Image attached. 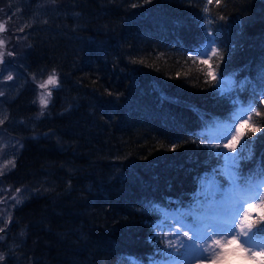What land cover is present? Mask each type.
Returning <instances> with one entry per match:
<instances>
[{
  "label": "trees",
  "instance_id": "obj_1",
  "mask_svg": "<svg viewBox=\"0 0 264 264\" xmlns=\"http://www.w3.org/2000/svg\"><path fill=\"white\" fill-rule=\"evenodd\" d=\"M0 24V39L17 41L12 57L25 77L16 83L53 70L60 78L43 115L37 83L0 97V130L22 142L0 185L24 196L0 223V264L165 257L163 210H186L198 178L223 165L209 155L210 127L243 105L264 129V0H0ZM206 25L223 56L210 61L217 77L239 70L245 90L214 95L207 66L193 62ZM259 168L264 140L239 174L258 181Z\"/></svg>",
  "mask_w": 264,
  "mask_h": 264
},
{
  "label": "snow or ice",
  "instance_id": "obj_2",
  "mask_svg": "<svg viewBox=\"0 0 264 264\" xmlns=\"http://www.w3.org/2000/svg\"><path fill=\"white\" fill-rule=\"evenodd\" d=\"M147 2L148 0H145V3ZM207 2L211 4L213 0ZM215 3L219 6L220 0H215ZM182 23L179 20L173 21L176 28L181 27ZM5 30L4 24H0V32ZM204 37L208 43L194 49L196 56L193 57V62L198 61L200 65L207 66L206 71L203 68L200 70L205 71L209 82L216 85L213 94L224 98L237 87L245 90L251 82L247 77L240 78L239 70L225 72L224 78L218 79L216 69L210 61L213 57L223 60V56L219 49L213 46L217 39L209 34L207 25L204 27ZM4 47L5 41L0 39V65H5V52L2 50ZM209 53L211 55H208ZM7 55L11 56L13 53L8 52ZM205 56L206 59L201 58ZM243 71L249 72L251 67ZM259 71L261 88L264 89V62H261ZM6 78L11 81L13 76L8 74ZM59 87L60 78L55 70L38 84V88L42 90L39 95L42 109L48 107L52 89ZM232 103L238 104L239 101L233 100ZM256 103L264 101L257 100ZM250 110L251 108H240L233 114V119L240 116L239 123L234 129L227 123H217L216 130L212 133L226 141L209 146L217 149L209 155L222 157L223 165L213 169L211 176L198 178L199 188L194 194V202L186 210L179 211L169 227V231L175 230L173 238L176 236L185 238L180 241L178 247L171 243L168 245L175 250L168 255L175 254L183 258L177 264H231L233 259H239L246 264H264V192H258L259 189H264V168L258 169L259 181H254L252 177L244 180L239 174L241 161H253L255 143L257 140H264V136L257 137L264 129L250 123L252 115H247L246 118L241 115ZM256 115L261 116L264 113L256 112ZM225 149L227 151H224ZM172 150H175V145ZM8 163L14 166V161ZM217 175L228 182L227 188L217 179ZM167 215L165 212V216ZM3 260V254H0V261Z\"/></svg>",
  "mask_w": 264,
  "mask_h": 264
},
{
  "label": "rangeland",
  "instance_id": "obj_3",
  "mask_svg": "<svg viewBox=\"0 0 264 264\" xmlns=\"http://www.w3.org/2000/svg\"><path fill=\"white\" fill-rule=\"evenodd\" d=\"M6 35L10 36V32H7ZM12 37V36H11ZM11 37L8 38V42H5V47L2 49L5 52L4 56V61L5 65H7V69L5 70V65H0V73H2V77H0V93H3L1 96L5 95V98L10 99L12 98L11 95H14L16 92H18V89L21 87H26V84L28 83H37V104L40 107L41 112L45 110L41 108L39 104V95L41 93V89L38 88V84L43 82L44 80L47 79V76L42 77V78H37L34 74L31 75V79L26 76V79L23 80V82H18L16 83V76L22 75L24 76V71L21 67H19V64L14 58L9 55H7L8 52H12L13 54L15 53L16 46L15 42L12 44ZM5 41V40H4ZM208 43V42H207ZM206 43V44H207ZM12 44V45H11ZM204 44V45H206ZM215 46V44L213 45ZM15 48V50H14ZM211 54V53H209ZM208 54V55H209ZM12 61V62H11ZM16 61V62H15ZM11 74L13 76V79L11 81L7 80V75ZM224 77H218V79H223ZM24 82L26 84H24ZM22 84V85H20ZM240 108L247 109L245 106L241 105ZM239 108V109H240ZM3 109L1 104H0V110ZM249 109V108H248ZM2 112V110H1ZM3 112L0 115V118L3 117ZM250 111L242 113L241 115L246 118L247 115H250ZM240 116H237L235 119L227 122L228 125H230L233 129L235 128L236 124L239 123ZM216 130V127H210L209 133H208V143L210 144H222L226 142L225 140L214 136L212 133H214ZM4 131L1 129L0 130V172H3V170L10 169L13 167L12 164H9L8 161H14L15 160V150L17 148H20L22 146V142L17 138V137H9L6 134L3 133ZM224 151H227L226 149ZM15 163V161H14ZM212 172L208 173L207 176H211ZM205 177V176H204ZM203 177V178H204ZM217 179L220 180L222 185L227 188L229 184H224L221 178L217 176ZM260 180V179H259ZM258 180V181H259ZM4 189V190H3ZM258 192H264V189H259ZM24 200L23 193L20 191L14 190L12 191L11 188H2L0 185V223L4 224L5 221L7 220L10 216V212L12 211V208L15 206L16 203H20ZM184 209H175L174 207L164 209L163 210V220L160 221V228L163 230V234L166 237L167 245L171 243L174 246H179V243L183 238L182 236H176L174 237L175 230L169 231L170 225L173 223L174 218L178 214L179 211H183ZM165 212L168 213L167 216H165ZM190 222V221H189ZM174 248H168L166 250V256L165 257H160L159 260H150L149 262H145L142 260H136L132 262V264H177V262L181 261L183 258L178 256V255H168L169 252L174 253ZM231 264H246V262L241 261L239 259H233Z\"/></svg>",
  "mask_w": 264,
  "mask_h": 264
}]
</instances>
